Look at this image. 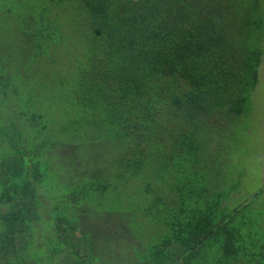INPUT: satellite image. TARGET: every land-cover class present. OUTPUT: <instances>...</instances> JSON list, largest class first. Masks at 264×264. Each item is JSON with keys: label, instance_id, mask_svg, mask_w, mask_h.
<instances>
[{"label": "trees", "instance_id": "16d2710c", "mask_svg": "<svg viewBox=\"0 0 264 264\" xmlns=\"http://www.w3.org/2000/svg\"><path fill=\"white\" fill-rule=\"evenodd\" d=\"M263 61L264 0L0 12V264H264L223 187Z\"/></svg>", "mask_w": 264, "mask_h": 264}, {"label": "rangeland", "instance_id": "374dc122", "mask_svg": "<svg viewBox=\"0 0 264 264\" xmlns=\"http://www.w3.org/2000/svg\"><path fill=\"white\" fill-rule=\"evenodd\" d=\"M39 2L40 0H3L0 2V12L6 11L8 7H14V11L19 12L22 3L26 5ZM253 100L252 121L247 133L241 138V148L228 152L231 164L223 176V187L233 190L234 195L230 196L231 206L253 201L255 207L264 213V61L260 67V83L253 94ZM261 190L263 193L259 195Z\"/></svg>", "mask_w": 264, "mask_h": 264}]
</instances>
